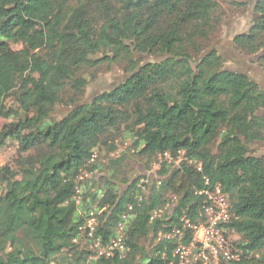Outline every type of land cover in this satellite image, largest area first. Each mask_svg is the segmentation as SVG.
<instances>
[{"label":"trees","instance_id":"trees-1","mask_svg":"<svg viewBox=\"0 0 264 264\" xmlns=\"http://www.w3.org/2000/svg\"><path fill=\"white\" fill-rule=\"evenodd\" d=\"M225 1L0 0V119L10 122L0 143L11 138L28 155L19 177L0 169V264H89L90 245H108L123 215L127 250L90 264L175 262L176 241L156 238L183 214L197 217L205 179L228 197L239 264H264V156L251 152L264 144V90L212 48ZM253 12L232 45L264 73V0ZM112 66L125 80L84 103ZM58 107L69 112L55 119ZM122 125L130 145L98 177L93 150L117 153L106 136ZM133 158L141 178L126 173Z\"/></svg>","mask_w":264,"mask_h":264},{"label":"rangeland","instance_id":"rangeland-1","mask_svg":"<svg viewBox=\"0 0 264 264\" xmlns=\"http://www.w3.org/2000/svg\"><path fill=\"white\" fill-rule=\"evenodd\" d=\"M230 1H234L239 4H243L242 7H235L229 4ZM256 0H226L220 3L221 10L224 12L222 17V25L214 36L212 48L216 49L219 55L222 57L224 63L223 66L226 70L232 72H238L247 74L254 82L258 85L264 87V75L261 74V70L254 63L255 57H249L237 53L230 44V40L233 35L242 34L248 32L251 27L252 20L255 17L253 12V6ZM162 57H150L143 58L145 62L148 60L160 61ZM86 76H89L88 74ZM126 78L125 74L116 66H112L110 69L102 68L96 73L94 81H91L86 89L84 96V103H89L91 100L97 96L100 92L111 90L120 82L124 81ZM24 88H26L24 86ZM264 90V89H263ZM13 98L6 100L5 104L7 107L13 105ZM67 113L65 108H56L52 113V117L55 119L62 118ZM10 128V122L5 119H0V141L4 134ZM126 126H120L113 130L109 135L106 136L110 143H116L118 152L114 154H108L106 151H100V148H95L93 150V161H98L101 164L102 170L95 172L96 176L109 175L111 169L107 170L106 167L109 166L112 160H116L121 157V153H124L125 149L129 147V138L124 132ZM251 152L255 157L264 156V144L256 143L251 147ZM27 154H20L18 151L17 144L15 140L9 138L0 143V169L7 173H16L19 177L24 170V166L27 162ZM91 162V161H90ZM161 160L158 159L151 166L148 172L149 177L154 179V172L159 169ZM178 165L179 162H175ZM143 168L138 164V161L133 158L128 161L127 175L132 178H141L144 175ZM82 176L86 177V172H82ZM119 191L122 192L125 186L118 185ZM171 209V206H165L161 211L162 215L167 214L165 209ZM160 211L153 212V216L159 215ZM157 243V240H156ZM143 247L147 250L149 249V244L143 243Z\"/></svg>","mask_w":264,"mask_h":264},{"label":"built area","instance_id":"built-area-1","mask_svg":"<svg viewBox=\"0 0 264 264\" xmlns=\"http://www.w3.org/2000/svg\"><path fill=\"white\" fill-rule=\"evenodd\" d=\"M196 167L197 171H201L200 164ZM204 182L205 187L195 192L204 201L197 217L192 219L183 214L179 218L180 228H174L169 233H159L156 240L176 241L172 251V258L176 261L170 264H239L243 251L234 243L236 234L226 228L231 218L228 197L219 184L210 185L208 179ZM126 220L127 217L123 215L122 222L116 227V237L108 245L103 246L99 240H94L90 245L93 253L88 258L89 264L101 257H108L114 250H127L122 245ZM95 227L96 219L90 213L86 222L90 238Z\"/></svg>","mask_w":264,"mask_h":264},{"label":"water","instance_id":"water-1","mask_svg":"<svg viewBox=\"0 0 264 264\" xmlns=\"http://www.w3.org/2000/svg\"><path fill=\"white\" fill-rule=\"evenodd\" d=\"M142 58H147V57H142ZM164 57H162L161 59H163ZM155 62H158V61H154V60H148L146 63H155ZM67 112H69V110L67 109Z\"/></svg>","mask_w":264,"mask_h":264},{"label":"flooded vegetation","instance_id":"flooded-vegetation-1","mask_svg":"<svg viewBox=\"0 0 264 264\" xmlns=\"http://www.w3.org/2000/svg\"><path fill=\"white\" fill-rule=\"evenodd\" d=\"M235 36H236V35H233L232 38H231V40H230V44H229V45H231L232 48H233L232 42H233V39H234ZM262 73H263V72H262ZM262 114H264V111L262 112Z\"/></svg>","mask_w":264,"mask_h":264},{"label":"crops","instance_id":"crops-1","mask_svg":"<svg viewBox=\"0 0 264 264\" xmlns=\"http://www.w3.org/2000/svg\"><path fill=\"white\" fill-rule=\"evenodd\" d=\"M261 74H263V75H264V73H262V72H261ZM261 87H262V86H261ZM262 89H264V87H263Z\"/></svg>","mask_w":264,"mask_h":264}]
</instances>
